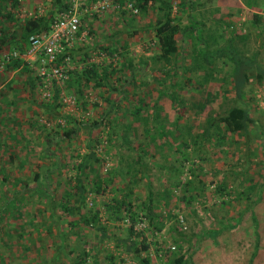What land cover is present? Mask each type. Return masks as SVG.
Listing matches in <instances>:
<instances>
[{
    "label": "rangeland",
    "instance_id": "obj_1",
    "mask_svg": "<svg viewBox=\"0 0 264 264\" xmlns=\"http://www.w3.org/2000/svg\"><path fill=\"white\" fill-rule=\"evenodd\" d=\"M74 1L65 0L70 6ZM103 1L106 10L91 11L92 5ZM204 1H190L205 26L201 45L181 41L183 55L173 58L170 65L155 60L160 49L150 26L160 17L156 9L133 15L116 0L78 3L82 33L73 47L93 43L97 47L88 64L79 58L72 61V70L82 72L93 64L100 71L108 68L116 73L104 88L70 74L64 84L52 81L50 101L40 84L39 55H22L34 72L32 90L26 76L5 70L4 61L16 52L0 50V264H78L86 250V264H144V259L150 264H170V257L181 254L194 264H264V84L252 82L242 102H236L226 78L214 82L204 70L184 69L194 51L257 56L264 66V0H217L208 9L199 6ZM20 2L15 15L24 22L47 15L55 0ZM178 3L174 15L183 16L180 26L188 25L189 12L181 15ZM2 5L0 0V9ZM62 14L57 13V20ZM254 14L263 20L255 24ZM2 24L7 26L5 21ZM126 60L134 64L127 72ZM124 76L132 83L127 84ZM173 84H177L178 101L171 95ZM239 102L250 108L257 127L225 142L213 135L209 141L195 143V135L203 133L209 116ZM46 104L55 106L54 115L46 112ZM203 106L207 108L202 112ZM95 123L99 126L93 127ZM176 124L181 131H175ZM75 128L76 136L68 140L64 132ZM161 130L170 133L159 134ZM125 133L127 142L122 140ZM149 133L155 138L150 144ZM146 143L148 174L143 178L134 160ZM90 151L100 161L95 173L103 178L117 173L104 194H91L88 188L83 211L101 212V225L107 227L109 236L104 240L100 231L80 223L77 212L70 217L61 205L67 191L73 190L69 181L77 177L76 166ZM37 174L46 175L44 181L34 182ZM88 175L89 181L95 178L91 172ZM148 180L157 193L165 194L158 198V212L165 219L162 231L153 230L141 207L136 219L125 213L122 220L113 221L106 204L122 198L119 189L131 187L133 201L141 205L147 200ZM39 190H47L48 195ZM24 191L27 194L22 196ZM173 229L182 234L183 250L175 243L179 235ZM110 238L118 239L120 245ZM127 240L128 246L136 242L141 250L146 240L149 250L136 256L123 244Z\"/></svg>",
    "mask_w": 264,
    "mask_h": 264
},
{
    "label": "trees",
    "instance_id": "obj_2",
    "mask_svg": "<svg viewBox=\"0 0 264 264\" xmlns=\"http://www.w3.org/2000/svg\"><path fill=\"white\" fill-rule=\"evenodd\" d=\"M92 3H95L99 0H89ZM191 0H179L177 9L181 15H188L189 24L182 25V17L179 16L178 18L174 15V8L176 0H116V3L123 7L127 3L132 4L133 9L138 11V14L142 12H146L150 9H156L157 12L160 13V17L157 19V22L150 26V30L155 34L157 39V43L160 49V55L155 58V60L163 61L166 64L170 65L172 59L180 54V42L185 41L188 43V40H192L194 43L198 42L200 44L202 33L204 32V24L203 22H199L198 14L194 12L196 8V4L190 2ZM217 0H205L203 3L199 4L204 9H208L213 7L216 4ZM4 5L1 7L0 11V50L10 49L11 51H15L17 56L14 54L9 56V58L4 61L6 62L5 70H12V71H19L20 74L26 76V84L31 87L32 90L36 87L35 79L33 78L34 72L31 69L30 65L22 58V55L27 52L30 47V39L33 36L38 35H46L51 31L52 25L57 20V13L66 12L70 9L71 3L65 2V0H55L53 4V8L50 12L45 16H36L25 20L24 22H20L15 15V12L22 7L20 0H2ZM190 9V10H189ZM3 10V11H2ZM133 15V10H128ZM188 11V12H187ZM191 12V13H190ZM125 13V12H124ZM254 23H260L263 18L262 16H258L256 14L253 15ZM7 23V26H3V22ZM19 33V37L17 36ZM82 30L80 29L78 36H80ZM193 45V43H192ZM201 45V44H200ZM97 44L93 43L91 46H79L68 48L64 45V50L60 55V62H62L66 57H70L71 60L74 62L76 58H79L83 61V63L88 64L90 59L91 51L96 49ZM99 49H101L99 47ZM198 49H202L198 47ZM15 53V54H16ZM127 67L124 70L130 71L134 68V64L131 61L126 60ZM125 63V64H126ZM185 72L193 70H204L206 77L209 80L217 82L218 80L222 81L224 78L227 79V84L231 83L232 91L237 99L236 102L241 101L244 98V94L252 82H255L259 85L264 84V66L257 60V56L250 58L247 56H242L234 53H223V52H213L209 54H198V52L194 51L192 57L190 59V64L187 68H184ZM166 71V70H163ZM116 73V69L110 71L108 68H104L100 71V69L96 65H90L82 72H74L72 70L70 75H76V77L80 80H84L85 84L93 83L97 88H104L107 87L109 77L112 74ZM125 73V72H124ZM220 78H219V77ZM225 76V77H224ZM125 77V76H124ZM76 78V79H77ZM126 83H132V81L126 79ZM171 80H173L171 78ZM78 81V80H77ZM207 81V80H206ZM41 84V83H40ZM177 84L172 85L173 92L171 93L172 98L174 101H178L180 98L179 92H177ZM226 86L223 85L222 89H226ZM115 90V89H113ZM234 105L230 109L224 112L215 113L212 116H209L206 123L207 126L204 129L202 134L195 135V143L197 140H210L211 136L217 137L220 142H225L235 135H239L241 133H246L250 130L251 127H257L258 123L254 120L251 110L248 106H244L242 104ZM240 104V105H239ZM47 113L50 115H54L56 113L55 106L53 104H46L43 106ZM207 106L202 107V112L206 110ZM143 110V109H142ZM141 110V111H142ZM138 115V114H137ZM137 118V116H136ZM68 119V118H67ZM180 119V117H179ZM69 122L74 123L73 119H68ZM140 121V119H138ZM147 125V120L145 121ZM68 123V122H67ZM77 123V122H76ZM75 124V123H74ZM96 126L97 123L94 124ZM147 128V126H146ZM181 131L178 124L175 126V131ZM214 131L215 133L212 134L211 132ZM77 130L69 129L64 132V136L68 140H72L76 136ZM165 130H161L159 134L165 135ZM149 139L151 141H155L150 133ZM147 137V133H146ZM160 137H163L162 135ZM129 136L127 133L123 136V142H127ZM51 138L48 135V140ZM112 139L110 142L112 143ZM100 143V141H99ZM126 145L129 146L127 143ZM130 150H133L129 146ZM147 143L145 147L141 149L142 154H139L138 159L134 160V163L140 165L141 167L138 172L144 177L148 174V162H145V156L147 155ZM186 157V155H184ZM100 163L97 153L95 151L88 152L85 156H83L82 161L80 164L76 166L77 170V177L76 179H70L69 185L74 187L72 188L75 190L67 191L65 198L62 199V210L67 213L70 217H72L73 213L77 212L80 217V223H83L85 226L92 227L97 229L102 233V239L109 238L107 236V227L101 225V212L99 210H93L88 212H83L84 209H87L86 205V198L88 192V188L91 187V194L95 195H102L104 192L110 187V185L114 181V176L117 173L110 174L106 178H103L100 174L95 173V168L97 164ZM147 170V171H146ZM88 172L95 174V178L89 181ZM48 173V172H47ZM46 173V174H47ZM129 173V171H128ZM131 173V171H130ZM46 178L44 174H37L34 176V182H39ZM3 180H6L5 178ZM148 196L147 200L141 201V205H137L136 201H133V189L130 187L124 189H119L122 194V198L118 199L113 198L106 204V211L109 213L112 220L118 222L123 219L124 214L127 213L132 216L133 220L137 218L136 210L141 207V211L145 213L146 219L149 221L150 226L153 230L157 232H161L164 228V218L162 214H159V200L161 196L165 197L163 193H157L152 186L150 180H148ZM73 184V185H72ZM26 187V186H25ZM30 189L29 187H27ZM26 189V188H25ZM34 190V189H33ZM35 191V190H34ZM45 196L48 195L47 190H39ZM23 195L27 194V191L23 192ZM26 193V194H25ZM76 198L79 200L74 201ZM133 198V199H132ZM20 201L16 199V202ZM54 201V200H52ZM78 203L79 205H77ZM55 206V205H54ZM55 209V208H54ZM139 209V210H140ZM56 210V209H55ZM54 211V210H53ZM135 211V212H134ZM256 228H258V220L254 215L253 218ZM78 220L72 222L75 226ZM133 233V228L130 230ZM173 233H178L179 238L175 237V243L178 245L179 250H183L182 242V234L179 230L173 229ZM117 245H120V241L115 238H110ZM188 241H191V238H187ZM130 240V239H128ZM128 240L123 242L126 248L129 251H134L136 256H138L142 250L148 251L149 245L146 244V240L142 242V250L137 247L136 242H132L129 246L127 245ZM256 256V252L252 255L251 262H253ZM89 259L87 250L83 252L79 256V260L77 261L78 264H86L87 260ZM113 259V258H110ZM170 264H194L190 257H186L185 255L181 254V256L174 255L173 257L169 258ZM144 264H150L149 259L142 260Z\"/></svg>",
    "mask_w": 264,
    "mask_h": 264
},
{
    "label": "built area",
    "instance_id": "obj_3",
    "mask_svg": "<svg viewBox=\"0 0 264 264\" xmlns=\"http://www.w3.org/2000/svg\"><path fill=\"white\" fill-rule=\"evenodd\" d=\"M82 1L75 0L70 9L55 21L48 34L33 36L30 39V47L26 55H39V77L41 85L45 90L44 96L48 99L47 101H50L52 98L51 92H49L50 82L56 81L57 83L64 84L70 79L69 74L72 70L71 58L66 57L62 62L59 60L63 52V46L66 45L68 48H73L75 40L78 38L82 25L81 15L79 13L80 6L78 5L80 3L82 5ZM107 8V2L103 1L92 5L91 11L97 13ZM125 9L133 10L134 14H138V11L133 9L132 4L127 3ZM14 55L17 56V54Z\"/></svg>",
    "mask_w": 264,
    "mask_h": 264
}]
</instances>
